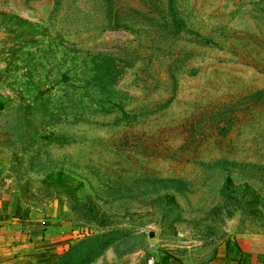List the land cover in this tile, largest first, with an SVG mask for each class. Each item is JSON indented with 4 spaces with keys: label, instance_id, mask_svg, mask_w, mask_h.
<instances>
[{
    "label": "rangeland",
    "instance_id": "rangeland-1",
    "mask_svg": "<svg viewBox=\"0 0 264 264\" xmlns=\"http://www.w3.org/2000/svg\"><path fill=\"white\" fill-rule=\"evenodd\" d=\"M0 100V197L105 235L50 264L264 258V0H0Z\"/></svg>",
    "mask_w": 264,
    "mask_h": 264
},
{
    "label": "crops",
    "instance_id": "crops-1",
    "mask_svg": "<svg viewBox=\"0 0 264 264\" xmlns=\"http://www.w3.org/2000/svg\"><path fill=\"white\" fill-rule=\"evenodd\" d=\"M76 238L63 217L13 209L0 197V264H50L67 253ZM213 264H264V258L230 251Z\"/></svg>",
    "mask_w": 264,
    "mask_h": 264
},
{
    "label": "trees",
    "instance_id": "trees-1",
    "mask_svg": "<svg viewBox=\"0 0 264 264\" xmlns=\"http://www.w3.org/2000/svg\"><path fill=\"white\" fill-rule=\"evenodd\" d=\"M171 18H172V20H171V23L173 24V26L175 27V26H178L177 25V23H178V20L176 19V17H175V15H174V12H172V11H170V13L168 14ZM181 23V22H180ZM179 24V23H178ZM62 80H63V82H67L68 80H69V78L66 76V75H63L62 76ZM111 189H114L115 191L114 192H116V191H120L121 189H122V184H120L119 186H113V187H111ZM126 199V197H118V199H114V201H120V202H122V201H124ZM101 227H106V225H104V226H101ZM107 235V234H106ZM101 236H105V235H99V236H96V237H93V238H89V239H86V240H84V241H82V242H80V243H77V244H75V245H72L71 246V248L69 249V251L67 252V253H65L64 255H62L61 256V259L62 258H68V256L69 255H73L74 253H75V255H76V251H77V249L81 246V245H88V243H90L89 241H94L95 239H97V238H99V237H101ZM88 256H91V257H93V256H95V251L93 250V249H90L89 250V252L87 253V257ZM162 264H164L163 262H162Z\"/></svg>",
    "mask_w": 264,
    "mask_h": 264
},
{
    "label": "built area",
    "instance_id": "built-area-1",
    "mask_svg": "<svg viewBox=\"0 0 264 264\" xmlns=\"http://www.w3.org/2000/svg\"><path fill=\"white\" fill-rule=\"evenodd\" d=\"M145 264H162V263L160 261L153 259V258H149V259H147Z\"/></svg>",
    "mask_w": 264,
    "mask_h": 264
}]
</instances>
